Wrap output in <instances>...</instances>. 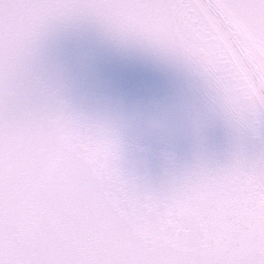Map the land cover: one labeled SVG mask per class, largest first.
Listing matches in <instances>:
<instances>
[{
    "label": "snow or ice",
    "instance_id": "1",
    "mask_svg": "<svg viewBox=\"0 0 264 264\" xmlns=\"http://www.w3.org/2000/svg\"><path fill=\"white\" fill-rule=\"evenodd\" d=\"M0 264H264V0H0Z\"/></svg>",
    "mask_w": 264,
    "mask_h": 264
}]
</instances>
